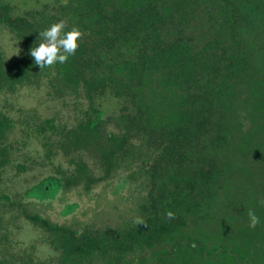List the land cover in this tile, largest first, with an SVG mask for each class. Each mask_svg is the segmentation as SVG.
<instances>
[{"label":"trees","instance_id":"16d2710c","mask_svg":"<svg viewBox=\"0 0 264 264\" xmlns=\"http://www.w3.org/2000/svg\"><path fill=\"white\" fill-rule=\"evenodd\" d=\"M0 27L19 46L10 61L0 52V93L45 86L71 107L66 121L25 118L53 173L24 194L92 190L120 169L145 188L128 216L74 225L0 187V264H264V0H66L21 13L0 0ZM106 94L116 114L103 115ZM13 128L0 111V181L21 147L7 141ZM21 217L48 258L11 239Z\"/></svg>","mask_w":264,"mask_h":264},{"label":"rangeland","instance_id":"374dc122","mask_svg":"<svg viewBox=\"0 0 264 264\" xmlns=\"http://www.w3.org/2000/svg\"><path fill=\"white\" fill-rule=\"evenodd\" d=\"M12 7L14 13H21L27 9L39 8L42 4L54 5L66 0H4ZM0 52L4 59L10 61L19 54V46L9 33L0 27ZM99 107L104 116L116 114L120 103L117 98L108 94L99 100ZM0 111L9 115L14 123L13 131L8 135L7 141L20 145L18 149L12 148V158L15 162L26 161L27 167L19 172L17 166H7L1 175L0 187L10 198L19 194L21 204L30 213H38L57 223L81 225L96 222L101 224L104 220H116L130 214L137 202L144 194L141 182L130 181L126 169H120L108 180L93 186L92 190H85L82 186L62 188L49 197L39 198L25 195L24 191L39 180L53 173L45 158L44 148L33 132L27 130L26 119L54 118L69 120L71 107L54 101L46 93V87H21L13 94L0 93ZM72 119H70V122ZM34 135V136H33ZM23 142V144H22ZM11 151V150H10ZM58 161V160H57ZM59 162V161H58ZM64 166V162L62 163ZM11 239L18 242L17 246H30L35 244V256L45 259L52 251L50 247L41 242L42 233L33 227L28 220L19 218L11 225Z\"/></svg>","mask_w":264,"mask_h":264}]
</instances>
